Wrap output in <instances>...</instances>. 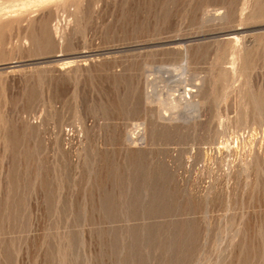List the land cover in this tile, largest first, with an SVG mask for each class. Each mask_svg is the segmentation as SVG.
I'll return each instance as SVG.
<instances>
[{
	"label": "rangeland",
	"instance_id": "obj_1",
	"mask_svg": "<svg viewBox=\"0 0 264 264\" xmlns=\"http://www.w3.org/2000/svg\"><path fill=\"white\" fill-rule=\"evenodd\" d=\"M0 264H264V0H0Z\"/></svg>",
	"mask_w": 264,
	"mask_h": 264
},
{
	"label": "bare ground",
	"instance_id": "obj_2",
	"mask_svg": "<svg viewBox=\"0 0 264 264\" xmlns=\"http://www.w3.org/2000/svg\"><path fill=\"white\" fill-rule=\"evenodd\" d=\"M182 65V66H181ZM181 65H178V66H174L173 67V69L172 70H174V72H176L175 70H177V68H179V69H181L182 71L184 70V66H183V64H181ZM170 69V70H171ZM169 70V69H168ZM170 70H169V72H170ZM178 72H179V70H177ZM173 72V71H172ZM174 85V84H173ZM187 96V95H186ZM153 97V96H152ZM173 102H174V100H173V97L171 98L170 97V99L168 98V100H165V101H159V103L160 104H164V105H166V106H169V107H171V106H173ZM167 108V107H166ZM138 124V123H137Z\"/></svg>",
	"mask_w": 264,
	"mask_h": 264
}]
</instances>
